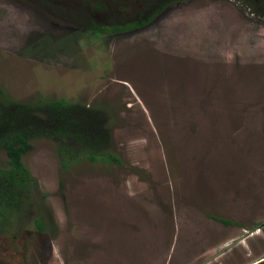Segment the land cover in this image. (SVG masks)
Wrapping results in <instances>:
<instances>
[{
    "label": "rangeland",
    "instance_id": "1",
    "mask_svg": "<svg viewBox=\"0 0 264 264\" xmlns=\"http://www.w3.org/2000/svg\"><path fill=\"white\" fill-rule=\"evenodd\" d=\"M0 89L106 110L119 158L63 167L32 139L37 185L0 225V264L264 257V0H0Z\"/></svg>",
    "mask_w": 264,
    "mask_h": 264
},
{
    "label": "trees",
    "instance_id": "2",
    "mask_svg": "<svg viewBox=\"0 0 264 264\" xmlns=\"http://www.w3.org/2000/svg\"><path fill=\"white\" fill-rule=\"evenodd\" d=\"M150 18L140 19L134 27L144 25ZM119 28L100 26L98 31H117ZM0 95V150H5L8 156V165L0 167V225L9 222L12 228L15 219L27 214L26 205L37 185L23 163V155L32 139L45 137L54 140L63 167L80 160L83 154L93 162L98 159L119 162V158L109 151L110 115L106 110L65 98L40 97L20 102L11 100L1 89ZM35 223L37 231L44 234L43 215L37 217Z\"/></svg>",
    "mask_w": 264,
    "mask_h": 264
},
{
    "label": "flooded vegetation",
    "instance_id": "3",
    "mask_svg": "<svg viewBox=\"0 0 264 264\" xmlns=\"http://www.w3.org/2000/svg\"><path fill=\"white\" fill-rule=\"evenodd\" d=\"M54 13H56V12H54ZM54 13H53V14H54ZM148 14H149V13H147V15H148ZM147 15H146V16H147ZM60 16H61V18H64L65 20H69V19L72 18V17L69 18L66 14H62V15H60ZM146 16H145V18H146ZM67 18H68V19H67ZM74 21H76V19H75Z\"/></svg>",
    "mask_w": 264,
    "mask_h": 264
},
{
    "label": "water",
    "instance_id": "4",
    "mask_svg": "<svg viewBox=\"0 0 264 264\" xmlns=\"http://www.w3.org/2000/svg\"><path fill=\"white\" fill-rule=\"evenodd\" d=\"M252 264H264V257L259 259L258 261L252 263Z\"/></svg>",
    "mask_w": 264,
    "mask_h": 264
}]
</instances>
